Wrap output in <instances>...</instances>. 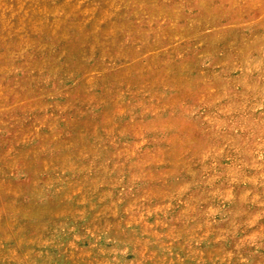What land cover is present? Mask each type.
Instances as JSON below:
<instances>
[{
    "label": "rangeland",
    "instance_id": "rangeland-1",
    "mask_svg": "<svg viewBox=\"0 0 264 264\" xmlns=\"http://www.w3.org/2000/svg\"><path fill=\"white\" fill-rule=\"evenodd\" d=\"M0 264H264V0H0Z\"/></svg>",
    "mask_w": 264,
    "mask_h": 264
}]
</instances>
